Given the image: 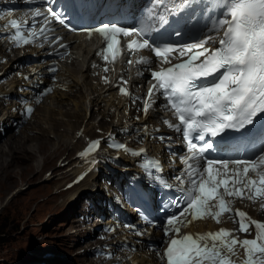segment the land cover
<instances>
[{
	"label": "snow or ice",
	"instance_id": "snow-or-ice-1",
	"mask_svg": "<svg viewBox=\"0 0 264 264\" xmlns=\"http://www.w3.org/2000/svg\"><path fill=\"white\" fill-rule=\"evenodd\" d=\"M198 8L205 14L211 13L210 27L205 25L208 31L202 38L192 43L165 42V35L186 34ZM47 13L40 9L32 13L33 18H43L39 29L35 21L28 27L26 20L10 19L9 39L16 46L35 43L39 36L48 38L51 20L61 25L70 23L51 6ZM82 31L89 39L94 33L100 34L105 47L97 55L110 64L121 58L126 47L129 54L150 50L159 65L158 70L151 72L155 83L148 90L144 111L147 113L153 106L155 95H162L167 101L165 108L176 120L175 123L165 120V124L183 135L187 152L180 158L184 167L174 177L178 182L175 185L163 177L159 160L150 157L142 163L149 175L159 173L154 179L161 186L175 188L179 193L169 205L178 212L167 215L163 225L165 235L175 234L161 256L165 264H264V221L252 219L232 207L236 199H247L252 203L259 201L260 209L264 210V150L252 159L217 158L220 145L211 139L222 138L226 130H243L264 114V0H153L135 27L103 23ZM121 37L132 39L122 47ZM214 44L218 46L212 47ZM60 47L67 45L61 43ZM127 62L151 65L153 60L141 55L136 61ZM104 71H109V67ZM104 79L108 82V77ZM121 80L125 85L128 83L123 77ZM120 92L131 95L123 86ZM32 111L31 106L26 108L27 113ZM99 146V140L92 141L80 155L88 157ZM112 147L133 152L125 144L114 142ZM145 151L133 154L139 156ZM95 162L93 159L92 163ZM233 212L238 218V231L250 234L254 228V238L240 239L234 235L237 230L225 228L179 236L181 227L197 219L211 217L220 223L225 213ZM148 223L155 225V221ZM238 249L244 250L243 257Z\"/></svg>",
	"mask_w": 264,
	"mask_h": 264
},
{
	"label": "bare ground",
	"instance_id": "bare-ground-1",
	"mask_svg": "<svg viewBox=\"0 0 264 264\" xmlns=\"http://www.w3.org/2000/svg\"><path fill=\"white\" fill-rule=\"evenodd\" d=\"M65 39L71 41L72 53L69 57L65 58L60 63V70L57 72L59 80L57 82H52L55 86V90L52 94L46 96L44 101V107L49 111L47 116H44L41 120H38L37 130L41 132L42 136L31 135L30 131H20L17 136H12L7 141L8 150L0 146V196L4 194L5 190L10 187L14 182L21 180L23 182L31 181L35 179L40 171L46 165H53V161L56 157H61L63 155L68 161H71L69 164L72 171L69 176L75 178L77 174L82 172L87 166L90 165V160L85 159L79 156V151L87 141V138H94L96 136L106 135L110 125L115 126L112 129V133L120 134L121 136L129 134L128 138H132L131 143H134L133 138L143 139L149 148H154L156 152H161L163 157L166 158L165 150L161 151L163 144L157 143V134L160 131L157 130V126L160 124V114L154 110L152 106L147 113L144 111V105L140 102L133 104L134 97L132 98L129 95H123L119 93V87L116 86L120 83L119 77L128 78L130 83L131 91L133 95H139L143 90V84L145 78L148 75V72H145L142 76H136L134 74V67L123 63L122 65H116L111 67L109 72L106 74L108 77V82H105V79L102 76V71L98 63V56L95 53L94 49V37L90 39L85 35H71L65 34ZM9 44L0 40V50L8 51ZM53 49V48H51ZM15 56H17V62L20 63L21 60L19 49L11 50ZM10 51V52H11ZM26 53H36L41 56L47 53L43 49H25ZM1 57V56H0ZM2 57H7V53L3 54ZM24 59V58H23ZM6 63V62H5ZM8 63V62H7ZM1 65V64H0ZM95 65V67H93ZM46 63L36 62L28 66V73H22V77L19 78L14 84H10L6 89L0 90V101L1 96L8 97L11 92H13L16 87L27 85L31 88L38 79L39 75L45 72ZM7 68V67H6ZM8 69V68H7ZM25 74H29V78H25ZM47 82H50L49 79H46ZM73 87L78 88V97L77 100H71L67 103L59 101V99L65 98L66 95L74 93ZM22 92V91H21ZM31 90L24 91L23 93L29 94ZM1 103V102H0ZM10 104V103H8ZM16 105V104H15ZM14 105L10 106L9 109H13ZM103 109L102 121L98 124H95L93 121L89 124H85L82 115H87L89 112L97 111L98 108ZM64 108L66 111H63ZM1 110V109H0ZM15 110V109H13ZM99 111V110H98ZM15 112V111H14ZM59 112L62 116L61 122L57 121L55 114ZM74 117L76 119L75 124H69V129L72 133L66 134L59 133L57 128L67 124L64 120L66 117ZM100 113V114H101ZM7 116L14 115L12 112H5ZM16 115V114H15ZM92 115V114H91ZM59 119V118H58ZM109 124H108V123ZM59 123V124H58ZM106 124L107 127H104ZM84 125V128L80 130V127ZM41 126V127H40ZM83 127V126H82ZM104 128H106L104 130ZM124 133H121V131ZM127 131V133H126ZM95 132H101L92 136ZM54 133L56 135L55 142L49 138L50 134ZM2 137V136H1ZM0 137V138H1ZM31 143H28L30 142ZM6 143V142H5ZM53 146V147H52ZM40 153L44 156L43 163L39 162L37 165L32 163L34 160V154ZM110 155H115L117 152H112L108 149H103L101 153H98V157L107 158ZM9 155L10 159L6 158ZM75 155V157H74ZM72 157L74 159L72 160ZM117 158H122L130 165L129 171L132 172L135 169L134 159L127 157L123 153H120ZM109 160L106 159V163H100L98 169L94 167L91 172L76 186L74 194L70 196V204H73L75 196L78 192H87L90 191V195L95 198H100L102 201L104 198L100 196V193L96 194L92 192L94 189V184L97 178V173H101L105 170L106 164ZM56 166V165H55ZM52 168V167H51ZM55 171L57 167H54ZM115 168V167H114ZM114 168L112 170H114ZM32 174V175H31ZM68 173L63 174L62 179L67 178ZM29 176H32L29 178ZM70 181H67L64 185H67ZM22 186H19L21 189ZM18 188V187H17ZM71 192V191H70ZM60 192H55L54 194H47L46 199H44L43 205L51 203L53 209L57 210L60 207L66 205V198L62 203H57ZM62 195V194H61ZM70 195V194H69ZM64 197V196H63ZM243 207L247 208L258 218L264 220V210L260 209L259 201L252 203L248 200H244L242 204ZM99 209H103L104 206H98ZM130 212H134L132 209ZM79 220V219H76ZM223 224L234 227L233 222L228 217L223 216ZM105 224L113 225L115 222L109 218L105 221ZM220 226V223L213 221L211 218L207 219H197L193 221L189 226L186 227V230L191 232L204 231L210 229H217ZM119 231L123 232V235L119 238L116 244L115 241H110L111 248L109 250H117L119 244L126 242L125 238H129V242H134L135 245L147 248L146 251L142 252H129L126 251L124 255L117 256V259L112 260L111 263L121 262V264H164V261L161 258V255H158L159 250L151 251L149 248L148 241L139 240L137 243L133 237L129 236L127 230L123 227H118L116 233ZM149 240L155 241L158 245L164 239L162 231L150 229L149 230ZM126 235V237H123ZM124 248V247H123ZM104 259V258H103ZM94 263V262H93ZM100 263L102 260L100 259Z\"/></svg>",
	"mask_w": 264,
	"mask_h": 264
},
{
	"label": "rangeland",
	"instance_id": "rangeland-1",
	"mask_svg": "<svg viewBox=\"0 0 264 264\" xmlns=\"http://www.w3.org/2000/svg\"><path fill=\"white\" fill-rule=\"evenodd\" d=\"M19 51H21V49H19ZM6 53L7 57L3 58L2 55ZM0 56V90H2L6 89L10 84H14L21 77L18 76V78L17 75L22 73L18 71L23 70L22 66L24 64H16L17 56H15L12 51L9 52L0 50ZM21 60H23V57H21ZM22 62L20 61V63ZM27 68L26 66H24L23 73H28ZM9 70H11V72L7 73ZM2 72L4 75H1ZM5 75H7V77L3 78V76ZM17 88L18 87H16V89L11 92L9 96L16 97L19 93H22L19 92V88L17 91ZM77 89L78 88L73 87L72 90L74 91V93L66 95L65 98L59 99V101L67 103L68 101L79 99V97L77 96ZM2 98L5 100L3 102L0 101V126H2L4 129L0 128V137L2 136L0 138V146L8 150L7 140L9 138L11 139L12 136H17L19 132L23 130L27 132L30 131L29 133L31 135L42 136L41 132L39 131H31L37 130L38 120H41L44 116H47L49 114V111L44 107V101L46 97H44L41 102L36 104L37 108L29 118V120L27 118H24L21 113V109L23 108L20 105L21 102L19 103L18 101H16V99L10 100L9 97L5 98V96H1V99ZM12 105L15 106L13 107V109L15 110L9 109ZM6 111L12 112L14 115L7 116L5 114ZM63 111H66V109L64 108ZM102 111L103 109L101 107V109L98 108L96 112L92 111L87 115L85 114V118L84 115H82L83 120H85V124H89L92 121L95 124L101 122ZM58 115H60L59 112H56V119L57 121L59 120L60 123L62 116ZM66 119L67 124L59 126L57 130L59 133L66 134L67 136L69 133H72L70 131H67V129H69V124H75L76 119L74 117H70V115L64 120L66 121ZM15 122L17 124H21L17 127V125H14ZM108 124H106L104 127H107ZM82 126L80 127V130L84 128V125ZM110 126L111 127L108 128L107 134L111 133L112 129L115 127L113 125ZM105 129L106 128H104V130ZM100 133L101 132H95L91 135L95 136L96 134ZM107 134L102 136L108 137L109 135ZM116 136L120 137L121 139H127L129 134L124 136L116 134ZM49 138L52 140V142H55L57 137L54 133H51ZM28 143H31V141ZM8 156L9 155H7L6 158L10 159V157ZM64 156L66 155H63L62 158L56 157L53 161V165L44 166V168H42V170L40 171V174H38L35 179L27 182L25 181L23 182V184L21 180H19L18 185L17 182L12 183L10 187L5 190L2 197L0 196V264L103 263L95 261L94 253L91 250H87L89 247L98 244L97 242H100L98 240L100 239V231H95L97 230V227L99 225L100 228H103V226L100 221H97V219H93L91 221L87 220L86 218L83 219L81 216H86L87 212L85 208L87 206V203L85 202V198L88 197V194L91 190L87 192H78L75 196L73 204H70V196L74 194L73 192L76 189L77 184L69 186V183L74 178L73 176H69L72 171H70L71 168L67 163L71 161L67 162V159H65L64 163H62L63 159L65 158ZM74 157H72V160L74 159ZM43 158V155L36 152L34 154V160H32V163L34 165H37L39 162L43 163ZM118 159L122 164L119 165L113 161L107 162L111 167H115L113 171L117 169H119L120 171L123 170L125 168V166L123 165H126L128 163L122 158ZM115 161H117V159H115ZM54 167H57L56 171ZM65 173H68L67 176L69 177L62 179L63 174ZM31 177L32 176H29V178ZM67 181L70 182L64 187L63 184H65ZM96 184H98L97 179L96 183L93 185L94 189H92V192L96 194L95 196H97L98 193H101L100 187H97L98 185ZM19 186H22L21 189L19 188ZM60 191L62 195L59 194L57 203H62L66 198V205L60 207V209L57 210L52 208L53 205L51 203L47 202V204L43 205L44 199H46L47 194H54L55 192L58 193ZM81 194L85 195L86 197L82 196L79 199V196ZM111 199L114 200L113 197H111ZM90 210L94 212L95 209L93 207H90ZM106 211L108 212L107 207L104 209V212ZM132 213L133 215H136L134 212ZM92 228H94V232L92 231ZM122 235L123 232L119 231L116 238L114 240L111 239V241H115L114 244H116ZM123 237H126V235ZM95 240L98 241H96L95 243H91V241L94 242ZM123 243L119 244L120 246L116 250V257L112 260L117 259V256H122L126 251H129L123 248ZM146 249L147 248L142 247L137 252L146 251ZM48 253H50V255H47ZM106 264H111V261H108Z\"/></svg>",
	"mask_w": 264,
	"mask_h": 264
}]
</instances>
